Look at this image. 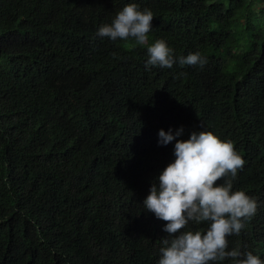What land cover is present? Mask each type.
<instances>
[{
	"label": "trees",
	"instance_id": "16d2710c",
	"mask_svg": "<svg viewBox=\"0 0 264 264\" xmlns=\"http://www.w3.org/2000/svg\"><path fill=\"white\" fill-rule=\"evenodd\" d=\"M133 2L147 44L96 36ZM157 39L207 64L146 70ZM181 126L244 159L227 179L258 208L228 250L264 259V0H0V264H157L167 222L143 201Z\"/></svg>",
	"mask_w": 264,
	"mask_h": 264
},
{
	"label": "clouds",
	"instance_id": "9594fccd",
	"mask_svg": "<svg viewBox=\"0 0 264 264\" xmlns=\"http://www.w3.org/2000/svg\"><path fill=\"white\" fill-rule=\"evenodd\" d=\"M154 13L127 3L115 13L111 23L102 24L96 36L116 42L133 40L138 45L148 42L153 30ZM199 66L207 59L200 52L176 57L163 39L147 47L145 69L173 68L174 65ZM185 129L169 128L158 132V145L174 141L173 160L151 183L143 209L167 222L161 239L157 264H220L231 259L233 264H264V259L251 251L228 250V237L239 235L245 222L255 216L257 200L244 191H234L235 179L245 164L231 140H221L205 129L193 131L183 139ZM223 179V182H216ZM206 223L204 230H191L189 224ZM183 229V231H182Z\"/></svg>",
	"mask_w": 264,
	"mask_h": 264
}]
</instances>
